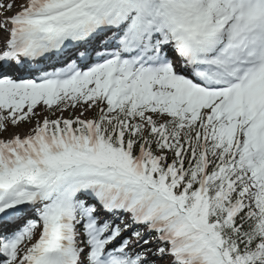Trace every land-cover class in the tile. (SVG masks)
Here are the masks:
<instances>
[{
	"label": "snow or ice",
	"instance_id": "snow-or-ice-1",
	"mask_svg": "<svg viewBox=\"0 0 264 264\" xmlns=\"http://www.w3.org/2000/svg\"><path fill=\"white\" fill-rule=\"evenodd\" d=\"M0 264H264V0H0Z\"/></svg>",
	"mask_w": 264,
	"mask_h": 264
},
{
	"label": "rangeland",
	"instance_id": "rangeland-1",
	"mask_svg": "<svg viewBox=\"0 0 264 264\" xmlns=\"http://www.w3.org/2000/svg\"><path fill=\"white\" fill-rule=\"evenodd\" d=\"M8 14H10V13H8ZM75 115H79V110H77V111L75 112ZM65 116L67 117L68 115L65 114Z\"/></svg>",
	"mask_w": 264,
	"mask_h": 264
}]
</instances>
